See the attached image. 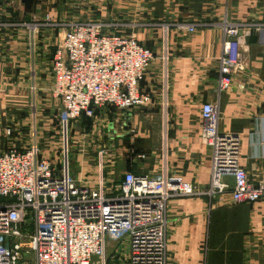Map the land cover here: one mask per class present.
I'll return each instance as SVG.
<instances>
[{
    "label": "crops",
    "instance_id": "1",
    "mask_svg": "<svg viewBox=\"0 0 264 264\" xmlns=\"http://www.w3.org/2000/svg\"><path fill=\"white\" fill-rule=\"evenodd\" d=\"M224 18L262 24L264 0H0V152L27 145L32 99L38 130L54 128L46 104L51 112L57 105L50 92L51 61L63 24L116 20L137 24L120 31L132 33L154 54L140 83L152 98L107 119L105 166L110 174L113 167L118 172L108 175L119 178L125 170L165 173L205 188L210 148L200 138V105L218 101L219 131L240 136V166L251 182L264 180V29L245 38L243 66L218 94V23ZM176 22L194 29L178 30ZM30 25H36L33 35ZM6 127L10 135L4 133ZM143 150L146 158L137 160L136 153ZM77 168L74 164L73 177L87 182ZM89 171L92 184L98 172ZM224 180L232 186L230 176ZM166 217V264H264V201L236 203L229 190L176 197L168 200Z\"/></svg>",
    "mask_w": 264,
    "mask_h": 264
},
{
    "label": "built area",
    "instance_id": "2",
    "mask_svg": "<svg viewBox=\"0 0 264 264\" xmlns=\"http://www.w3.org/2000/svg\"><path fill=\"white\" fill-rule=\"evenodd\" d=\"M63 25V38L51 61L50 92L65 120L87 121L105 106L123 111L151 101L140 83L154 54L132 33L120 31L137 24L91 19ZM218 25L220 94L230 87L232 72L243 66L245 38L252 30L264 29V23L224 18ZM29 27L33 35L36 25ZM174 27L194 29L184 22ZM162 58L165 64L166 55ZM167 75L165 66L164 101ZM30 90L34 95V84ZM29 106L27 145L0 152V264H166L168 200L229 190L236 203L264 201V180L251 182L239 164L240 136L218 129V101L200 105V138L210 148L205 188L178 175L151 176L131 170L110 180L103 173L102 152L96 181L78 180L70 175L67 147L57 151V160L43 154L35 99ZM4 133L10 135L11 128ZM136 158L143 161L146 152H137ZM226 176L233 179L232 186Z\"/></svg>",
    "mask_w": 264,
    "mask_h": 264
},
{
    "label": "rangeland",
    "instance_id": "3",
    "mask_svg": "<svg viewBox=\"0 0 264 264\" xmlns=\"http://www.w3.org/2000/svg\"><path fill=\"white\" fill-rule=\"evenodd\" d=\"M46 105H48L47 108L49 109V112H44H47L50 115L52 124L50 126L54 128L53 130H50L49 128L43 130L40 127L38 130L41 150L44 155L52 158L56 157L55 160H57V158H59L56 156V154H58L57 151H59L62 147H67L69 150V157L67 160L70 162V175L72 177L75 175L74 164H76L80 174L91 177L92 173H90L89 170H95L96 175L98 172L97 162L99 153L102 152L104 175L112 176L113 174L118 173L116 172L117 169L115 167H113V170H110L113 171L112 174H110L111 172L108 173L109 170L107 171L105 166L106 122L108 121L107 119L111 117L112 112H119L118 109H114L111 106H105L97 109L93 118L88 119L87 121L76 122L72 120H65L63 118L58 100L55 109L52 110L53 112L50 111L48 102ZM139 152L146 151L143 150ZM80 161L82 162L83 167H79ZM110 176L108 177L110 180L117 179L114 176L113 178Z\"/></svg>",
    "mask_w": 264,
    "mask_h": 264
}]
</instances>
